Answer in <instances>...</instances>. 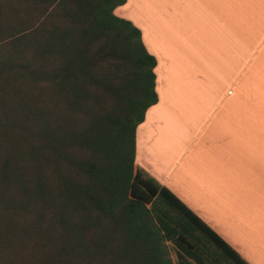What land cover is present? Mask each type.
I'll list each match as a JSON object with an SVG mask.
<instances>
[{"label":"trees","instance_id":"16d2710c","mask_svg":"<svg viewBox=\"0 0 264 264\" xmlns=\"http://www.w3.org/2000/svg\"><path fill=\"white\" fill-rule=\"evenodd\" d=\"M126 0H0L2 264H246L135 166L156 59Z\"/></svg>","mask_w":264,"mask_h":264},{"label":"crops","instance_id":"0c3cea01","mask_svg":"<svg viewBox=\"0 0 264 264\" xmlns=\"http://www.w3.org/2000/svg\"><path fill=\"white\" fill-rule=\"evenodd\" d=\"M156 59L135 166L246 264H264V0H126Z\"/></svg>","mask_w":264,"mask_h":264},{"label":"rangeland","instance_id":"374dc122","mask_svg":"<svg viewBox=\"0 0 264 264\" xmlns=\"http://www.w3.org/2000/svg\"><path fill=\"white\" fill-rule=\"evenodd\" d=\"M6 34H8V31H7V29H4L3 33H0V40L6 38ZM166 245H167L169 256L172 260V263L177 264L176 255H175V251H176L175 248L169 242H167ZM0 264H2L1 261H0Z\"/></svg>","mask_w":264,"mask_h":264}]
</instances>
